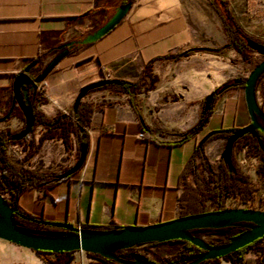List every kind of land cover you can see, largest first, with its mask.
<instances>
[{"label": "crops", "instance_id": "crops-1", "mask_svg": "<svg viewBox=\"0 0 264 264\" xmlns=\"http://www.w3.org/2000/svg\"><path fill=\"white\" fill-rule=\"evenodd\" d=\"M123 1L0 0V116L11 105L17 73L40 59L30 72L37 74L58 45L101 25ZM224 1L242 30L236 16L251 1ZM213 2L219 6V0ZM227 42L221 15L210 0H133L108 33L72 49L47 74L33 106L46 118L67 112L81 88L103 76L125 81L141 77L143 86L132 99L110 89L88 92L83 100L92 106V114L82 167L51 187L25 190L19 206L45 220L82 228L145 226L178 217L181 174L196 141L210 130L249 122L238 87L225 90L210 113L202 100L215 87L246 75H236L232 59L237 51L232 47L222 52L195 50L179 59L162 57ZM138 112L151 138L143 135ZM206 115L200 131L178 141L179 134L193 129ZM23 125L24 118L12 110L0 122V130H19ZM51 132L35 153L31 154L38 139L32 132L33 145L29 138L12 143L8 156L12 151L25 166L42 172L69 168L76 160L73 138L66 149L59 131ZM223 142L217 138L207 147L218 150ZM43 256L54 258L0 239V264H47ZM69 264L99 261L75 251Z\"/></svg>", "mask_w": 264, "mask_h": 264}, {"label": "trees", "instance_id": "trees-1", "mask_svg": "<svg viewBox=\"0 0 264 264\" xmlns=\"http://www.w3.org/2000/svg\"><path fill=\"white\" fill-rule=\"evenodd\" d=\"M133 0H124L123 3ZM210 2L216 7L219 11L222 24L225 30V33L228 37V42L218 48H188L183 51H180L175 54H167L162 58H173L179 59L185 54H188L195 50L207 51V52H222L225 49L232 47L237 52L240 53L242 58L250 62L249 52L254 51L251 49L247 41H253L251 37L246 35L236 24L234 16L232 15L230 8L224 0H219V6L217 7L213 0ZM145 73V70H144ZM143 75V72H142ZM106 79L104 76L100 80ZM99 81V80H98ZM121 84H106L104 86L92 89H110L113 91L126 92L130 99L134 93L143 86L141 77L135 81H125L120 80ZM245 78H234L226 81L225 83L215 87L208 95H206L202 102H207L209 109L208 113L211 112L212 107L214 106L218 97L227 89L238 87L242 90V95L244 98V86ZM96 82V81H94ZM93 83V82H90ZM88 83V84H90ZM43 90V81L40 82ZM86 84V85H88ZM84 85L83 87H85ZM82 87V88H83ZM89 91V92H90ZM12 96V95H11ZM77 97V96H76ZM76 99V98H75ZM12 100V97H11ZM135 104V103H134ZM11 106V105H10ZM10 108V107H9ZM8 111V110H7ZM18 113L22 118L21 110L17 105L13 108V113ZM34 113V125L31 132L25 136L22 140H25L30 137L32 131L34 130L37 124H42L45 130L42 132L38 138L37 143L35 144L34 150L31 154L35 153L42 142L51 136L52 130H58L59 135L61 136L65 148L69 146V140L73 138L76 156L78 158L79 150L83 145L89 143L87 129L90 125L92 106L85 102L83 98L78 101L77 106L72 107L67 112H59L52 118H46L41 115L33 106ZM138 117L140 124L142 126L143 135L151 138L150 129L144 123L140 113L138 112ZM208 116L201 117L199 123L190 131L179 134L178 141L185 140L191 136H194L198 131L202 129L204 124L207 122ZM250 123V118L249 122ZM24 125L19 130H10L2 129L0 130V193H6V200L11 205L15 207L13 212L14 218L22 230L31 232V233H41L44 235H61L70 233L63 227L53 226L51 224H45L44 222L48 221L43 218L42 215L28 212L22 209L18 200L21 194L27 190L35 187H51L56 184L59 179L58 176L72 167V165L58 172H42L34 169H30L23 164L21 160L17 158L19 165H16L11 161L8 156V146L12 143L21 142L13 140V135L18 133L23 129ZM237 128H219L208 131L201 139L197 140L193 152L190 158L187 160L183 171H182V191L178 197V205L180 208L179 216H186L190 214H197L206 212L204 205L206 201L210 200L211 204H214L216 208L214 210H222L225 207L222 206V201L225 196H238L242 202H247L253 195L254 187L251 184L249 176L244 173L239 166L237 165L234 157V147L244 149L246 154L249 156H255L259 159L258 166L256 171L259 175L264 176V132L260 129H255L253 132H248L242 137L238 138L234 143L233 147L230 149V165L219 157L217 162H213L207 159L205 154V146L208 142L215 140L217 138H228ZM29 145H33L32 138H29ZM216 170V171H215ZM204 172L207 173V176L204 175ZM74 174V173H73ZM72 175V174H71ZM70 175V176H71ZM68 176V177H70ZM191 176L193 182H189L187 178ZM66 177V178H68ZM65 179V178H63ZM52 222V221H49ZM252 225L251 222L240 221L231 224L230 226H225L221 223L218 227L215 228H205V229H194L190 230V233H193L198 230H207L214 233H223V236H220L218 241L209 242L213 245H220L227 243L229 238L234 235H225L227 231L231 228H238L239 233L248 229V226ZM85 228L91 229H113L120 227H102V226H87ZM264 239L258 238L252 243L245 245L231 253L226 254L222 258H211L207 259L199 264H217L220 259H224L230 264H264V253L261 258L248 256L247 253L252 251L254 253H259L262 251L259 243ZM172 242H179L181 246L177 251L172 254L164 257L163 259L156 260L159 263H170V264H184L189 258L193 255L203 252L202 249L195 246L189 241L186 240H173ZM160 244V242H148L142 245H133L128 248H117L110 251L111 253L124 258L131 259L132 256L137 253L146 256L148 259H151L145 251L148 250L151 246ZM38 254H54V258L48 256H43V260L47 264H69L72 259L75 251L67 252H47V251H36ZM90 256L96 258L99 261V264H120L114 261L113 259L105 258L99 254L89 253Z\"/></svg>", "mask_w": 264, "mask_h": 264}, {"label": "water", "instance_id": "water-1", "mask_svg": "<svg viewBox=\"0 0 264 264\" xmlns=\"http://www.w3.org/2000/svg\"><path fill=\"white\" fill-rule=\"evenodd\" d=\"M132 5V1L120 4L114 8L110 16L92 31L63 42L55 48L54 54L44 64L41 70L32 78L31 70L40 63V59L31 61L23 71L17 73L12 82V100L8 113L0 117V122H4L10 117L15 104L21 110L24 118V127L21 131L13 135V140L21 141L27 136L34 125V113L29 91L35 90L38 83L42 82L47 74L75 47L93 43L108 33L126 15ZM248 46L264 57V44L253 40L247 41ZM264 73V59L259 61L246 76L244 86V101L250 118V123L237 128L228 138L225 139L220 158L230 165L229 151L233 143L244 134L260 129L264 132V110L259 106L256 99V83ZM106 84H121L119 79H104L86 85L81 88L74 101L75 108L78 101L90 90L104 86ZM87 145H83L79 150L77 160L71 168L62 172L58 178L63 179L78 171L85 160ZM15 207H11L6 198L0 193V239L9 241L21 247L34 251L47 252H67L83 251L99 254L102 257L113 259L120 264H170L159 263L148 259L146 256L135 253L131 259L121 258L110 251L117 248H128L133 245H142L148 242H172L173 240H186L203 250V252L193 255L184 264H199L207 259L222 258L245 245H248L258 238L264 236V210L232 207L222 210H209L202 213L178 216L174 219L153 223L145 226L129 225L113 229H91L74 226L66 222H44L57 227H63L70 233L61 235H44L41 233H31L22 230L17 224L13 212ZM247 221L252 225L248 229L229 238L227 243L213 245L204 238L198 237L190 230L215 228L221 223L230 226L235 222Z\"/></svg>", "mask_w": 264, "mask_h": 264}, {"label": "rangeland", "instance_id": "rangeland-1", "mask_svg": "<svg viewBox=\"0 0 264 264\" xmlns=\"http://www.w3.org/2000/svg\"><path fill=\"white\" fill-rule=\"evenodd\" d=\"M250 1H251L250 5L248 4L244 9H242V11L237 13L236 20L238 24L240 25V27L242 28V30L246 33V35L264 44V0H250ZM250 10H252V13H250ZM232 51H235V50H232ZM249 59H250V62L245 61L240 55V53L236 52V56L232 59V61L235 64L234 68L236 69L235 72L237 76H240L241 74H245L247 76L250 70L259 61L263 60L264 57L256 51H250ZM43 66L44 65H42V67ZM42 67H40V69ZM262 76H264V73L258 79L256 83V88H258V92H257L258 103L260 104L261 109L264 110V80L263 81L260 80ZM244 126L246 125H238V127H235V128H241ZM228 128H232V127H228ZM210 142H208L205 146L206 157L210 161L217 162L219 159L220 153L223 149L225 139H224L223 144L218 150L212 148L211 145L207 147ZM233 153H234L235 161L237 165L239 166V168L249 176L251 184L254 187V191H253L252 197L247 202H242L238 196L236 197L235 196H225L224 200L222 201V206L225 208L245 207V208L264 210V176L259 175L256 171L259 159L255 156L247 155L244 149H240L237 146L234 147ZM10 157L14 159L17 163L18 156L12 151H10ZM75 158L77 160L76 149H75ZM17 165H19V163ZM204 175L207 176V173L204 172ZM188 181L191 183L193 182V179L191 176H189ZM2 194L4 195V197H7L6 193H2ZM215 208L216 206L214 204H211L210 200L206 201L204 205V209L206 211L214 210ZM235 230L237 229L231 228L227 231V233H225V235H234ZM195 234L197 236L201 234L203 238L209 242H216L218 241L220 237V236L214 235L217 233H214L212 231H207V230H198V231H195ZM180 246L181 244L179 242L167 241V242H163V243L151 246L148 250L145 251V253L152 260L156 261L158 259H163L164 257L168 255L174 254ZM259 246H261V249H262L261 252L254 253L252 251H249L247 255L261 258V256L264 253V240H262L259 243ZM217 264H230V263L226 262V260L224 259H220L219 263Z\"/></svg>", "mask_w": 264, "mask_h": 264}, {"label": "built area", "instance_id": "built-area-1", "mask_svg": "<svg viewBox=\"0 0 264 264\" xmlns=\"http://www.w3.org/2000/svg\"><path fill=\"white\" fill-rule=\"evenodd\" d=\"M260 80L263 81V80H264V76H262ZM38 89H39L40 91H43V90H42V86H41V84L38 85ZM257 92H258V88H256V99H257V102H258ZM258 104H259V103H258ZM259 106H260V104H259ZM44 130H45V128L43 127L42 124L36 126V127L34 128V130L32 131L33 134H34V137H35L36 139H38ZM78 227H79V226H78ZM236 232H237V230H235L234 233H236ZM214 235H215V236H221V235H223V233H217V234H214ZM82 252H83V251H82Z\"/></svg>", "mask_w": 264, "mask_h": 264}, {"label": "flooded vegetation", "instance_id": "flooded-vegetation-1", "mask_svg": "<svg viewBox=\"0 0 264 264\" xmlns=\"http://www.w3.org/2000/svg\"><path fill=\"white\" fill-rule=\"evenodd\" d=\"M37 66H35L34 68H36ZM33 68V69H34ZM32 69V70H33ZM31 70V71H32ZM35 75L36 74H31V76H32V78H34L35 77ZM38 85H39V83L37 84V86H36V89L33 91V90H30L29 91V98L31 99V102H32V105H34V103H35V101H36V99H37V96H38ZM16 105V104H15ZM11 107V106H10ZM14 108V107H13ZM10 109V108H9ZM9 109H8V111H9ZM13 110V109H12ZM8 111L7 112H5V113H3L0 117H3V116H5L7 113H8ZM237 229V232L234 234V235H236V234H238L239 233V229L238 228H236ZM221 236H223V235H221Z\"/></svg>", "mask_w": 264, "mask_h": 264}, {"label": "bare ground", "instance_id": "bare-ground-1", "mask_svg": "<svg viewBox=\"0 0 264 264\" xmlns=\"http://www.w3.org/2000/svg\"><path fill=\"white\" fill-rule=\"evenodd\" d=\"M198 237H201V238H203V236L201 235V234H199V236Z\"/></svg>", "mask_w": 264, "mask_h": 264}]
</instances>
